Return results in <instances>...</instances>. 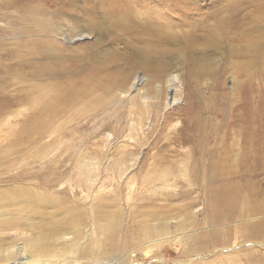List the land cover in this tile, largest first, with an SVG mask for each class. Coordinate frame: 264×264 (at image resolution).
Listing matches in <instances>:
<instances>
[{
  "label": "rangeland",
  "instance_id": "1",
  "mask_svg": "<svg viewBox=\"0 0 264 264\" xmlns=\"http://www.w3.org/2000/svg\"><path fill=\"white\" fill-rule=\"evenodd\" d=\"M127 6L0 0V245L46 235L56 253L43 264H264V0ZM148 6L173 40L145 33ZM116 8L129 30L108 29ZM66 58L97 67L94 82L35 120L41 90L80 81L57 76ZM22 86L33 107L12 105Z\"/></svg>",
  "mask_w": 264,
  "mask_h": 264
},
{
  "label": "bare ground",
  "instance_id": "2",
  "mask_svg": "<svg viewBox=\"0 0 264 264\" xmlns=\"http://www.w3.org/2000/svg\"><path fill=\"white\" fill-rule=\"evenodd\" d=\"M138 1L145 3V1H147V0H107V4L110 5V4L117 3L121 7H125L128 5L127 7L132 8L133 5L136 4ZM145 5L147 6L149 4H145ZM152 5H154L156 8H158V5L156 3L152 4ZM149 6H148V8H146V10H144L145 11L144 15H146V18L144 17L145 19H143L144 24H145L143 30L146 31L145 33H147V32L152 33V34L156 33L158 35V41L157 42L165 41L168 38H171L173 40L175 38L174 35L170 37V36H164L160 33L161 31H160L159 27H161V25H160L161 21L159 19V14L155 10H150L152 8H150ZM119 9L116 8L115 10H113L112 14L109 16L110 17L109 23L107 22V24L109 25L108 29L111 30L112 28L119 25L120 28H122L124 30H129V23L130 22L126 19V14L122 13ZM126 10H128V9H126ZM144 15L141 14V17H143ZM134 21H135V24H138V25L141 24V21H139L138 19H134ZM130 27H131V25H130ZM137 27H139V26H137ZM47 28L48 27L46 25H43V26L41 25L39 32H44L46 34ZM155 37H157V36H155ZM66 39L68 40V42L72 43V42H75L78 40L90 39V37L87 35L81 34L75 39H72V38L70 39L67 37H66ZM36 43L40 46V48H44V51L46 52L44 54L46 55L47 59H51L52 53L49 51V48H48L49 44H51V43L48 44L47 42L40 41V40ZM87 47H89V46H87ZM151 52L155 55L161 54L158 51L153 50V49H150V50L145 49V50L141 51V54L143 55V57H149V56L151 57V56H153ZM27 54L28 55L25 56L26 55L25 54L24 57H21L22 55L18 56L17 61H18V63L22 64L23 70L27 68V71H28L27 75L32 76L33 73L36 72V71H34L35 67H34V63L32 61V59L34 58V55H31L30 51L29 52L27 51ZM66 60H67V58L65 59V61L60 63V67L57 68V76L61 77V78H69V75L74 77L77 75V73L80 72L78 74V76L80 75V77H81L80 81L79 82L78 81L77 82H73V81L64 82L63 80H61L63 82L61 84L60 83H54L52 86L54 92L51 95L47 94L48 95L47 98H45V95H43L44 91L41 90V93H42L41 95L43 96V101L39 107L41 114L38 117L34 118L35 120L54 118L56 115H58L64 111L66 105L71 104L72 106H74L76 104H79L81 97L87 96L86 88L89 87V85H91L92 82H94L96 71L98 72L97 67L96 68L94 67L89 72L87 71V73L86 72L83 73L84 70H86V68L84 67L85 63L82 59L79 60L78 64L71 65V66L65 65ZM75 60H77V59L75 58ZM70 63H71V61H70ZM43 69H44V71H48V66H45ZM50 69H52V68L49 67V70ZM5 70H3V72H5ZM51 71H53V70H51ZM99 71H100V69H99ZM2 74H5V73H2ZM15 76L17 77L18 73H15ZM173 80H174V77H171L167 81L168 84H170L169 88H168L170 92L173 91V85H172ZM29 86H31V85H29ZM33 87L34 86H32V88ZM7 89H8V87H7ZM28 89L26 87L22 86L20 89L15 90V92H14L15 94L10 97L12 105L22 103V104L29 105V107H33V99H34L32 96L33 94H32V91H30ZM103 89H105V88L103 87ZM3 91H5V90H3ZM36 94H38V92ZM8 97H9V95H8ZM176 102H177V100L175 97L171 96L169 98L170 106H173ZM64 114H62V115H64ZM32 122H33V120H32ZM217 167L218 166L216 164H211L210 169L212 171H216ZM0 200H1V204H4L6 202L11 204L9 202L10 199L8 198V196L6 194L1 195ZM20 224L22 225V222H18V224L15 223L14 226H21ZM22 236L24 238L21 239L22 240L21 243L18 242L19 244H11V245H4V246L0 245V264H43L46 262H52V259L50 257L53 256L54 253H56V250H54L55 244H53V243L50 244L51 242L47 243L48 237L46 235H44L42 237H38V238H35V237L33 238L30 235H27L26 233H24ZM62 237H61V239L63 240ZM65 245H67V244H65ZM62 253L65 254L66 252H62ZM63 254L61 256H63ZM69 264H78V262H70Z\"/></svg>",
  "mask_w": 264,
  "mask_h": 264
}]
</instances>
